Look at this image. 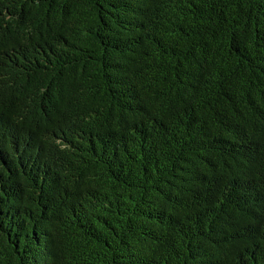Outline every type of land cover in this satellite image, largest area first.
Segmentation results:
<instances>
[{
  "label": "trees",
  "instance_id": "trees-1",
  "mask_svg": "<svg viewBox=\"0 0 264 264\" xmlns=\"http://www.w3.org/2000/svg\"><path fill=\"white\" fill-rule=\"evenodd\" d=\"M0 264H264V0H0Z\"/></svg>",
  "mask_w": 264,
  "mask_h": 264
}]
</instances>
